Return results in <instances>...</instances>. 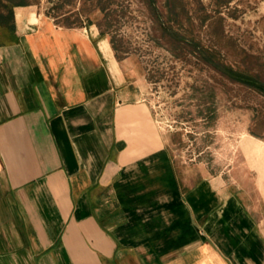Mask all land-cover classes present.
<instances>
[{
    "label": "crops",
    "instance_id": "crops-1",
    "mask_svg": "<svg viewBox=\"0 0 264 264\" xmlns=\"http://www.w3.org/2000/svg\"><path fill=\"white\" fill-rule=\"evenodd\" d=\"M46 9L0 0V264H264V159L176 161L135 59Z\"/></svg>",
    "mask_w": 264,
    "mask_h": 264
},
{
    "label": "rangeland",
    "instance_id": "rangeland-1",
    "mask_svg": "<svg viewBox=\"0 0 264 264\" xmlns=\"http://www.w3.org/2000/svg\"><path fill=\"white\" fill-rule=\"evenodd\" d=\"M65 25L95 23L144 72L145 99L178 162L264 159V0H37ZM248 162V163H249Z\"/></svg>",
    "mask_w": 264,
    "mask_h": 264
},
{
    "label": "trees",
    "instance_id": "trees-1",
    "mask_svg": "<svg viewBox=\"0 0 264 264\" xmlns=\"http://www.w3.org/2000/svg\"><path fill=\"white\" fill-rule=\"evenodd\" d=\"M5 1L11 2L13 0H5ZM20 1L22 2L23 0H20ZM226 73L228 74L227 76L229 78L234 79L242 84H245L246 86L251 87L255 89L256 91H258L260 94L264 95V82L259 81L254 76L235 72L231 69H228V72L226 71Z\"/></svg>",
    "mask_w": 264,
    "mask_h": 264
},
{
    "label": "bare ground",
    "instance_id": "bare-ground-1",
    "mask_svg": "<svg viewBox=\"0 0 264 264\" xmlns=\"http://www.w3.org/2000/svg\"><path fill=\"white\" fill-rule=\"evenodd\" d=\"M256 149L258 150V152L263 151L264 150V142L263 141H259L258 143L255 144Z\"/></svg>",
    "mask_w": 264,
    "mask_h": 264
}]
</instances>
